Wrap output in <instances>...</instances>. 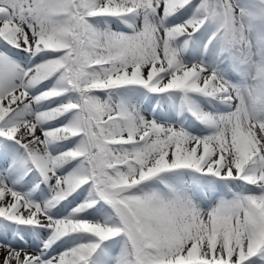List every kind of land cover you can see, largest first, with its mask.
<instances>
[{"label": "snow or ice", "instance_id": "snow-or-ice-1", "mask_svg": "<svg viewBox=\"0 0 264 264\" xmlns=\"http://www.w3.org/2000/svg\"><path fill=\"white\" fill-rule=\"evenodd\" d=\"M0 264H264V0H0Z\"/></svg>", "mask_w": 264, "mask_h": 264}, {"label": "rangeland", "instance_id": "rangeland-1", "mask_svg": "<svg viewBox=\"0 0 264 264\" xmlns=\"http://www.w3.org/2000/svg\"><path fill=\"white\" fill-rule=\"evenodd\" d=\"M60 150L62 151L63 149H60ZM72 195L75 196L76 193H73ZM68 199L71 200L72 197L70 196ZM76 202H79V201L77 200ZM62 203H65V202H62ZM74 206H75L74 204L73 205H70V207H74ZM89 211H91V210H89Z\"/></svg>", "mask_w": 264, "mask_h": 264}]
</instances>
